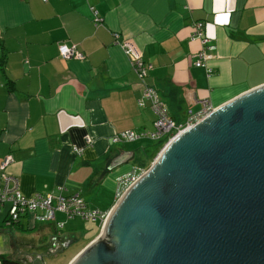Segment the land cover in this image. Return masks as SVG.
Listing matches in <instances>:
<instances>
[{
	"label": "crops",
	"instance_id": "1",
	"mask_svg": "<svg viewBox=\"0 0 264 264\" xmlns=\"http://www.w3.org/2000/svg\"><path fill=\"white\" fill-rule=\"evenodd\" d=\"M194 21L215 45L210 75L192 64L201 48L190 38ZM125 39L151 63L146 82L178 124L202 100L219 110L264 84V0H0V159L12 156L6 172L24 195L63 186V195L78 193L87 209L108 213L117 177L146 170L160 152L162 143L147 138L112 142L122 130L153 129L151 109L136 102L141 87ZM62 42L84 58L61 57ZM7 212L0 208V255L21 264H49L59 249L69 264L101 231L61 213L48 222L27 214L6 227Z\"/></svg>",
	"mask_w": 264,
	"mask_h": 264
},
{
	"label": "water",
	"instance_id": "2",
	"mask_svg": "<svg viewBox=\"0 0 264 264\" xmlns=\"http://www.w3.org/2000/svg\"><path fill=\"white\" fill-rule=\"evenodd\" d=\"M69 264H264V84L168 141Z\"/></svg>",
	"mask_w": 264,
	"mask_h": 264
},
{
	"label": "built area",
	"instance_id": "3",
	"mask_svg": "<svg viewBox=\"0 0 264 264\" xmlns=\"http://www.w3.org/2000/svg\"><path fill=\"white\" fill-rule=\"evenodd\" d=\"M41 1L46 2L47 0ZM93 13L94 24L97 26L101 20L94 10ZM118 35L115 32V39ZM190 38L191 40H198L201 45L200 50L194 56L192 64L195 67L204 68L207 75H210L212 68L208 65L207 61L212 57L211 51L215 49V45L212 43V39L205 34V26L202 21H194L192 23ZM120 46L127 55L131 68L139 80L141 93L136 100L137 105L139 107L148 105L154 114V120L152 130H122L114 133L112 136L113 143L147 138L158 142L163 141L164 146L183 129L191 127L213 112L214 108L209 102L202 100L201 110L189 116L184 124H178L169 115L165 103L161 100L158 92L146 82L148 70L152 68L151 63L143 59L141 52L131 41L122 40ZM57 48L59 55L65 59L84 58V54L77 49L75 44L62 42L58 44ZM91 142L92 138L86 136L85 143L89 145ZM74 149L80 152L79 148ZM11 161L12 156L10 154L0 159V208L8 205L7 218L4 222L6 227L17 224L20 218L27 214H33L34 219L40 222L54 221L55 214L61 213L67 219L78 217L91 223L98 222L101 227L105 223L108 216L107 212L87 209L82 197L78 193L67 196L63 195V186H58L56 193L24 195L20 190L19 180L6 172V168ZM144 171V169L138 166L129 172L119 175L117 177V196L120 197ZM56 226L58 229L62 228V224L60 223H56Z\"/></svg>",
	"mask_w": 264,
	"mask_h": 264
},
{
	"label": "rangeland",
	"instance_id": "4",
	"mask_svg": "<svg viewBox=\"0 0 264 264\" xmlns=\"http://www.w3.org/2000/svg\"><path fill=\"white\" fill-rule=\"evenodd\" d=\"M162 143V141H160ZM144 160V159H143ZM143 160H141L143 162ZM143 165H146L145 162H143ZM6 229H9L11 230V228H6ZM79 247V244H72V250H75ZM49 264H64L65 261L62 259V256L61 255H58L57 258H53L51 260H48Z\"/></svg>",
	"mask_w": 264,
	"mask_h": 264
},
{
	"label": "trees",
	"instance_id": "5",
	"mask_svg": "<svg viewBox=\"0 0 264 264\" xmlns=\"http://www.w3.org/2000/svg\"><path fill=\"white\" fill-rule=\"evenodd\" d=\"M3 66H4V60L1 61V67H2V69H3ZM162 146H163V141H162ZM0 264H21V263H19L16 260H13V259H11V258H9L7 256L0 255Z\"/></svg>",
	"mask_w": 264,
	"mask_h": 264
},
{
	"label": "flooded vegetation",
	"instance_id": "6",
	"mask_svg": "<svg viewBox=\"0 0 264 264\" xmlns=\"http://www.w3.org/2000/svg\"><path fill=\"white\" fill-rule=\"evenodd\" d=\"M67 244H69V243H67V242H66L65 244H63L64 248H67V246H66ZM65 246H66V247H65ZM60 248H62V245H61V247H60ZM58 251H59V252H58V253H56V254L54 255V258H57V257H58V255H59L60 253H61V254H63L62 252H64V251H61V249H59Z\"/></svg>",
	"mask_w": 264,
	"mask_h": 264
}]
</instances>
